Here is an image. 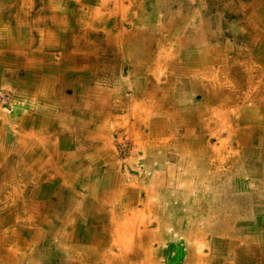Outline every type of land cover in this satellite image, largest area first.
<instances>
[{
	"label": "rangeland",
	"instance_id": "1",
	"mask_svg": "<svg viewBox=\"0 0 264 264\" xmlns=\"http://www.w3.org/2000/svg\"><path fill=\"white\" fill-rule=\"evenodd\" d=\"M1 1V3L9 4L7 6L0 5V9H2L1 13L3 11L8 14L12 12V14L15 15L14 8L21 5L20 0ZM31 1H34L35 5L39 4L41 6L38 0ZM91 1L89 5L94 6L96 4V6L101 8L100 12L103 14V17H98L96 19L97 39H101L100 34L104 31L102 20H108V22L114 23L112 33L115 35L122 29L127 31L132 28V30L140 28L139 24L144 15L151 19V23H149V25L143 20L145 25L142 26V29L147 31L142 33L148 34L143 35V37L149 39L151 43H153L152 41L157 42V40H160L158 34V19L160 18V20L163 21L168 10L182 11V15L187 18V27L181 23L180 27L171 28L172 32L170 35L165 40H162L160 47H158L161 49V52H158V54L162 56L180 55L181 52H187L189 50H186L189 48L188 41H190L188 37L189 35L194 37L196 34L195 32L205 34L198 37L197 41L205 40L208 45H215L216 47L218 45L220 48L224 49V55H235L232 50L226 46L228 44L235 45L239 41L242 44L247 42L250 38L249 36H253L252 32H255L256 24H264V4L262 5L263 7L261 6L260 8L262 12H256V3H251V0H134L136 4L132 2L133 0H123L124 10H120L118 13L113 14V0H105V6L102 7L98 4L100 0ZM65 2L66 0H52L53 4H57L56 7L60 9L58 10L60 12H62V10L71 11V7L78 9L73 12H62V19L71 20L73 26L72 31L76 32L80 24V16L86 17L89 13L87 11L88 7L84 6L87 5V2L80 1L81 4L79 5V3L75 1H68L66 4L67 6L63 5ZM47 3V5L50 4V2ZM20 7L26 10L24 5ZM26 8H28L26 15L29 19L32 14L38 17L39 11L37 6L35 8H29V4H27ZM151 9L153 13L150 12L151 14H149V10ZM250 9L252 13H250ZM152 16H154V20ZM6 19L7 21L9 20L8 15ZM193 24L194 26H192ZM202 24L204 25L203 28L201 27ZM154 25H156V27H152ZM200 28L202 29L197 31V29ZM180 30H187L188 35L181 34L179 32ZM203 30H206V32H203ZM31 33H34V31L32 30ZM182 35H186L187 38L178 39L183 43H177L178 41L175 38H180ZM30 37L32 38V40H30V48L35 47V45H37V38H33L32 34H30ZM26 40L29 39H25V41ZM172 42L175 43V47L173 46V48L171 46L173 44ZM185 43L188 45H184ZM233 51L235 53L234 49ZM246 53L247 52L241 54L246 55ZM213 54L215 55V52L211 53V55ZM108 56V58H111V55ZM172 59V64L175 65L176 61L174 58ZM106 62L109 63L110 60L107 59ZM228 62L232 65L231 62H233V60H228ZM235 63L238 64V62ZM109 65L114 67L115 64L114 62H110ZM181 66L182 62L179 66H176L177 68L175 67L177 71ZM117 67L121 68V73L119 72V74L108 76L105 75L106 73L101 75L98 72L91 73L89 76L87 71L89 67H86L84 69L86 71L85 76L89 81L98 82L102 86H107L109 88L113 85L111 80L114 82L121 81L123 84V93L126 98H129L133 88L132 84H130V78L134 77V74L138 72L136 68L139 66L137 64L135 66V64L130 61H122L117 64ZM214 67L215 69H220L217 65ZM166 68L165 65H162L156 68L158 69L156 70L157 76L150 73L147 76L153 82L171 84L170 78L168 77L169 74H166L167 76L164 74ZM233 68L236 67L233 66L231 69ZM168 69L170 68L168 67ZM245 74L246 76H241L238 79V85H236V87H231L237 90L236 94H238L239 97L234 101L230 99V102L228 101L229 105L224 107L227 113L231 114L233 125L240 126L241 130L245 129V126H247L244 123H251L252 126L256 128L258 126V124L255 125L253 117L247 116L249 110L253 112L252 109L255 107L250 104L253 102L249 100L247 96L249 91L248 72H245ZM232 75L233 74L228 76L231 80L230 84L226 83L228 86H230L234 78H236H233ZM179 78L181 79L176 80ZM183 78V76H172L171 80H173L174 83L175 81L181 83L184 82ZM254 79L253 83H258V81L256 82ZM257 79L260 81L262 78L257 76ZM12 82V80H6L0 83V93H5L10 99V104L8 102L9 105L0 106V117L3 118L18 116L22 114V111L34 110L36 107H28L31 106V100L24 99V97L22 98L20 94L18 95L15 90V88L18 89V86ZM224 89L227 90L226 88ZM69 92L70 91H68V93ZM222 94L223 96L227 95V91L222 92ZM146 99H149V97ZM116 100L115 94L109 95L108 105L114 101L118 103ZM256 106L260 108L256 111V117L261 118L264 122V116H260L264 115L261 114L263 109L259 104ZM152 108L153 107L150 106L141 108L142 115H148L150 112L149 116H151L149 118L156 119L159 115L157 114L155 117L157 110L155 114L152 115ZM145 109H148V111L146 112ZM109 111L112 116L113 110L110 108ZM161 113H163V111ZM238 115L241 116L240 119ZM111 118H109V115L107 116V120H111ZM166 118H168V116H166ZM125 119L126 117L122 120ZM113 123L117 126H114L112 130L109 127H105L108 128L106 129L108 133L106 135L107 139L104 137L100 139L97 138V140L100 141H102L103 138L105 141L108 140V143L104 145L97 144V147L100 146L103 148L102 152L104 153V159L100 161L101 163H98L101 165L97 164V169L99 171H103L105 168L108 169L111 176L116 178L115 189H123L126 191V189L128 190L129 188H139L140 194L138 202L140 203H137L131 209H127L122 206L120 207L117 200L114 201V203L111 199L113 202V204H111L109 198H107L109 202L103 201V212H100L101 214L99 215L95 214V218L97 217L96 220L90 221L87 219L86 221L82 220V217L75 219L76 226L79 227L82 232L86 234L87 232H93V235L96 234V238L100 236L101 238L99 239L103 240L101 245L93 244L95 245L92 248L93 251L89 253L90 255L86 254L84 257L83 254L78 255V253L74 251L67 250V246H70L72 243L70 241L68 244H62L63 248H57L55 244L57 243V239H59L58 234L67 233V230L65 232L63 231L68 228L63 226V220L69 222L75 221L71 220V217L74 215L72 212H80L81 215L82 210V215H86L88 212L84 213V209H89L88 206L91 205L95 210L94 207L96 202L89 197H80V192H76L75 195L72 197L70 195V198H67V195H62L68 193L69 190L66 189L65 192L63 191V193L60 194V198L58 197L59 193L58 195L55 193L56 195H50L49 200H46V204L42 205L40 203L42 209L39 208V210L42 211L39 212L37 210L38 217H36V220L30 222L24 220L26 219L27 213L22 209V201L28 199V196L24 197V195L28 194L30 188L27 187L24 194L18 193L17 195L9 196L8 190L13 187V183L15 182L12 181L13 183H11L8 177L5 176L4 183L0 182V213L8 209L9 212L13 213L12 216L20 218L16 220H4V225L0 228V235L10 239H18L22 241V244L24 246L26 245L27 248L25 249L23 245L24 248H22L21 244L12 243L13 241L0 246V264H64L66 261L69 262V257L71 260L70 262H74L76 261L74 258L79 256L82 257V262L87 261L89 262L88 264H127V261H131L133 264H147V262H152L153 264H185V261L188 264H194L193 262H196L197 255L200 254L199 252L203 255L207 254V256L212 259L229 258L227 250L225 252H216V250L214 251L213 248H210L208 242L205 240L206 234L208 233L216 235L218 240L221 239L219 237L227 239L225 242H228V239L232 238L238 247L251 245L256 249L258 248V250H264L263 247H259L260 238H264L262 234L264 231V217L259 221L253 220L256 208L263 207L264 209V176L256 175L260 173L259 171L261 169L264 171V142L262 133L259 134L254 132L250 135L243 132L244 135H240L238 141L230 140L227 142V132L221 127H216V125L207 127L206 123L193 122L191 123L192 127L190 126L189 128L190 134L184 137L182 136L184 128L182 126H176L173 123L172 129H170L171 133L163 135H154L153 133L150 134L149 137L148 134H143L141 135V140L139 134H142L143 131L148 132V129H146L144 125L140 127L141 124H138V126L136 125L135 127V131H130L127 129V125L123 124L120 119L114 120ZM9 131L12 132L10 129ZM148 138L151 141L150 146H146ZM134 139L136 142L137 140H141L142 142L137 146ZM6 142L5 140L4 144ZM184 143H186V147L189 146L190 148L191 146V148L188 150H186L187 148L183 149ZM7 145L6 147L9 146ZM9 158L8 155L0 158V175L4 174L1 170L4 168V164L8 169L9 162H7V160H9ZM5 159L6 162L1 161ZM84 170L92 171L94 168ZM12 174L14 180L22 178L23 181L24 178L26 179L25 172H21L19 177L15 175V172H12ZM23 183L30 182L25 180ZM92 183V186L99 188L98 182L96 183V181H93ZM80 184L81 186L83 184V186L87 187L91 182L90 179H83ZM112 185L114 184L112 183ZM19 188L21 187L19 186ZM77 190L80 191L79 189ZM6 195L8 196L7 199H5ZM91 195L93 198L94 195ZM92 201L95 204L92 203ZM98 202L100 201L98 200ZM146 203H149L151 211H146V207H144ZM140 209H143L144 212H140ZM231 210L236 214L238 212L241 218H245L240 220L237 217L227 216L231 213ZM132 212H136V214ZM258 212L260 213L261 209H258ZM97 213L99 212L97 211ZM64 214L65 218H62ZM68 215L70 218H68ZM99 218L101 220H97ZM110 218H113L115 222L113 226L109 223ZM250 218L252 220H247ZM141 220H144L143 223H139ZM42 221H45V223H42ZM130 221L133 222V226L137 223L140 229L143 224L146 223L148 226L147 229H151L152 231L158 230V242H155L150 248V250L152 249L151 252L153 255L151 260H144L145 253L139 251L143 249L149 250V248L144 245L141 246L140 249L137 247V239H139V237H137L136 231V235L134 234V238L132 237L133 241H136L132 248L137 250H125L126 262L118 256V254L123 253L124 248L121 252L119 248L121 247L120 238L118 237L116 242L112 239L113 237H110V234L112 231L119 234H126ZM91 223L94 225L92 229L88 227ZM7 225L8 227H6ZM57 226H59V228H57ZM234 230L237 231L238 234H235ZM33 231L38 233L37 238H34ZM46 231H48L47 236L44 235ZM11 233L13 235H9ZM49 235L50 239L47 242L46 240L49 238ZM31 239L32 242L30 241ZM253 240H257L258 242H252ZM84 244L87 246L85 241ZM88 244L92 246L89 240ZM77 245L84 246L82 243H78ZM31 250L33 251L27 255V251ZM94 251L95 255L93 254ZM47 254L50 255L47 256ZM30 256L35 257L37 263L31 262L33 259H30ZM101 257H106V259L114 257L115 259L105 263Z\"/></svg>",
	"mask_w": 264,
	"mask_h": 264
},
{
	"label": "crops",
	"instance_id": "2",
	"mask_svg": "<svg viewBox=\"0 0 264 264\" xmlns=\"http://www.w3.org/2000/svg\"><path fill=\"white\" fill-rule=\"evenodd\" d=\"M38 1L41 6L39 4L35 5L34 1L31 0H20L21 5L14 8L15 15H13L12 12L8 14L3 11L1 13L2 9H0V83L6 80H12V83L18 86V89L15 88L17 94H20L24 99L31 100V106L28 107L34 108L36 106L34 110H24L22 114L18 116H11L8 118L0 117V147L5 148V150H0L2 154H6L10 157L9 160H7V162H9V170H6L15 172V175L18 177L21 172H25L26 179L24 178L23 181L28 180L30 182L23 183L22 178L16 180L12 179V181L15 182L13 183L10 180L13 186H26L29 187L30 190L45 188L46 196L40 200L42 205L46 204V200H49L50 195H58L59 193L58 197L60 198V194L63 193V188L66 185L73 190L79 189L81 181L79 185H77L72 179L77 176L79 171H83L84 169L94 168V170L88 171L93 174L92 177H86L85 179H90L91 183L93 181H96V183L98 182V186H101L103 189L99 192L100 194L107 193V188L112 186L110 181L114 184V179L116 180V178L111 176L107 168L103 171L97 169V164L101 163L100 161L104 159V153L102 152L103 148L100 146L97 147V144L104 145L108 143V140H104V138L107 139L106 135L108 134L106 131L108 128L105 127H109L112 130L114 126H117L113 123L114 120L120 119L123 124L127 125V129L135 131L136 126L132 128L131 124H135L137 121L142 122L143 119L141 120L140 118L146 115H142L141 108L150 106L153 107V114H155L156 110L157 112L163 111L162 114L164 116H170L175 125L186 121L187 117H191V115L192 123H198L200 121L208 124V118L210 119L211 117L212 119V115H214L213 110H222V105H219L218 101L208 103L205 99L206 96L210 95L208 90L209 81L208 85H200L196 88L191 85L192 73H183L176 69V66H179L182 62L181 67L185 66L192 70L187 63L188 60L199 58L197 55H204V59L206 58L208 61H214L213 59H215V57L218 59L220 57L222 60H233L231 64L236 68H233L234 70L230 74H239L236 78L233 77L236 83L241 76H246L244 69L239 67V64L241 63L242 65V61H249L251 71L248 72V81L250 80L251 83L254 78V81H258V83L248 84L249 91L247 94L249 100L253 102L250 104L255 107L253 109L254 114H252V116H254V122L257 123L258 119L255 118H259L256 117V111L259 108L256 106L257 104L263 109L261 114H264V24H256L255 32H252L253 36H249L250 38L247 42L242 44L239 41L235 45L228 44L226 46L229 47L235 55H224V49L220 48L218 45L217 47L215 45H208L205 40L197 41L195 36L192 37L189 35V50L187 49V52H181L180 55L162 56L158 54V52H161V49L158 48L160 47L161 40H157V42L152 41L153 44L149 39L143 37V35L148 34L142 33L147 31L142 29V26L145 25L142 19L139 24L140 28L134 30H132L133 28L127 31L122 29L113 35L111 28L110 35L106 38L108 40L107 42L97 39L96 21L91 17L90 13H88L86 17L80 16V24L77 31L74 32L72 31L73 26L71 20L62 19V12H73L78 9L71 7V11L62 10V12H60L58 11L60 9L56 7L57 4H53L52 0ZM68 1H75L79 3V5L81 4L80 1L85 2V0H66L63 5H66ZM1 2L0 0V5H9ZM47 2H50V4L47 5ZM90 3L91 2H87V5H84L88 7V12L92 9V6L89 5ZM27 4H29V8L38 7V17L34 14L30 16V19L27 17ZM23 5L26 10L20 7ZM261 6L262 4L255 5V11L262 12L260 10ZM52 11H54L56 15L51 14ZM150 12L153 13V10H149V14H151ZM179 12L180 11H178V13ZM7 15L9 18L8 21L6 19ZM183 17L182 24L187 27V18H185V16ZM152 18L154 20V16H152ZM147 21V24L151 23V21ZM158 23L159 27L165 24L164 20L161 21L160 18L158 19ZM192 26H194V24ZM203 26L202 24L201 27L203 28ZM152 27H156V25ZM171 28L175 27L172 26ZM32 30L34 33H31ZM86 31H88L90 35ZM30 34H32L33 38H37V45L31 48L30 40H32V38ZM118 34L120 35L118 36ZM25 39L29 40L25 41ZM174 42H172V48L173 46L175 47ZM179 42L181 43V41ZM202 47L205 49L202 50ZM214 50L215 53H217L216 55L213 54L215 57L211 55ZM245 52H247L246 55L241 54ZM108 55H111V58H108ZM172 58L176 61L175 65L172 64ZM107 59H109L110 62H114V67L109 65L110 62H106ZM118 61H130L134 63L135 66L136 64L139 66L136 68L138 70V72L135 73L136 75L134 74V77L130 78V84H132L133 88L129 98H126L123 93V84L121 81L114 82L110 79L113 85L109 88L107 86H102L98 82L89 81L85 76L86 71L84 69L86 67H89L87 70L89 76L94 72H98L101 75L106 73L105 75L107 76L119 74V72L121 73V68L117 67ZM235 62H238V64ZM161 63L167 67L164 74H169L168 77L170 78L171 84L153 82L147 76L149 73L157 76L156 70L158 69L156 68L162 66ZM216 63L217 67L220 68L216 69L217 73L221 74L223 72V64L220 61ZM212 64H215V62H212ZM209 66L210 64L204 67L207 71L204 69V71H201L199 74H194L196 76L195 78L197 79L198 75H200L201 80H206ZM168 67L170 69H168ZM181 67H179L178 70ZM172 76H183L184 82L178 83V81H175L174 83L173 80H171ZM257 76H263V78L259 81ZM180 79L181 78L176 80ZM229 88V92H231L230 99L234 101L239 97L238 94H236L237 90L231 87ZM67 90L70 92L68 93ZM226 91L228 92V90L224 89L223 85L221 89H219V92ZM113 94H115L118 103L114 101L108 105L109 95ZM221 95L222 98L225 99V96L220 93V96ZM147 97H149V99H146ZM222 101L223 100H221V102ZM177 107L181 110V117L176 115L177 110L175 108ZM110 108L113 110L112 116L109 113ZM133 112L139 113L140 116L136 118ZM218 114L222 115L221 112ZM108 115L109 118L112 117L111 120H107ZM260 116L262 117L264 115ZM125 117L126 119L122 120ZM240 117L241 116L238 115L239 119ZM202 118H204V120ZM175 121L177 123H175ZM189 128L190 125L188 126V129ZM9 129L12 130V132L9 131ZM187 134H190V130ZM102 137H104L102 141L97 140V138L100 139ZM4 139L7 141L5 144H8V147L4 144ZM134 142L136 144L135 139ZM136 145L138 146V144ZM1 170L5 173V169ZM259 172L260 173L256 175L264 176V171H262V169ZM66 181H69V183H65ZM134 188L137 189V187ZM62 195L64 196V194ZM26 196L27 195H24V197ZM89 198L92 200L91 196H89ZM108 198L110 203L113 204L111 201V193ZM258 209H261L260 213ZM230 212L231 213L227 216L237 217L240 220L245 218H241L238 212L237 214L232 210ZM72 213L74 215L71 217V220L81 218L80 212ZM12 214L13 213L4 220H16L20 218H16V216L14 217ZM263 217V207L256 208L253 220L259 221ZM62 218H65V214ZM68 218H70L69 215ZM247 220L252 219L250 218ZM63 222H65V220H63ZM234 233L238 234L235 230ZM262 234L264 236V231ZM9 235L13 234L11 233ZM44 235L47 236L48 231H46ZM76 236H79V233L74 235V237ZM49 239L50 235L46 241L48 242ZM215 239H218L216 235L212 233L206 234L205 240L208 242L211 249L216 245L222 247L219 250H224L226 248L224 246L226 245L225 241H227V239L222 237L219 244ZM85 240L87 241V247H85V249H87L89 247L88 239ZM30 241L32 242V239ZM252 242L258 241L253 240ZM260 245L264 248V239L261 240ZM93 246L95 245L92 244L91 248H93ZM32 251L33 250L27 251V255ZM49 255L50 254H47V256ZM31 258L33 259L31 262L37 263L35 257L30 256V259ZM68 260H70V257ZM66 263L71 264L70 261L64 262V264ZM72 264L75 263L72 262Z\"/></svg>",
	"mask_w": 264,
	"mask_h": 264
},
{
	"label": "bare ground",
	"instance_id": "3",
	"mask_svg": "<svg viewBox=\"0 0 264 264\" xmlns=\"http://www.w3.org/2000/svg\"><path fill=\"white\" fill-rule=\"evenodd\" d=\"M86 2H92L91 0H85ZM112 1V0H111ZM123 0H113L112 3H113V11H112V14L113 13H118L120 10L123 11L124 10V5H123ZM261 1V2H259ZM251 0V3H256V6L257 5H260V4H264V0ZM134 2V0L132 1ZM136 4V2H134ZM99 6H105V0H100L98 2ZM239 4V3H238ZM144 5V4H143ZM237 5V4H236ZM236 7V6H235ZM100 7L96 6V4L94 6H92V9L91 11L89 12L91 17L96 21V19L98 17H103V14L100 12ZM238 9V8H236ZM249 9V8H248ZM239 10V9H238ZM237 10V11H238ZM111 11V10H110ZM248 11V10H247ZM245 12V11H244ZM250 13H252V10H250ZM51 14L53 15H56V13L54 11L51 12ZM107 14V13H106ZM105 14V15H106ZM104 15V16H105ZM109 15V14H108ZM254 16V15H253ZM251 17V16H250ZM164 22L165 24H162L160 25L159 29H158V34H159V39L162 41V40H165L168 35L172 32V30L170 29L172 26L173 27H180L181 23H182V20H183V16L181 14V11L178 13L177 10H168V12L166 13V16L164 17ZM142 20H145V23L146 21L148 20L149 22L151 21L150 18H148L147 16H142ZM246 20V19H245ZM248 20V19H247ZM103 21V24H104V31L102 32V34H100V38L101 40H104V41H107L108 40L106 39L109 35H110V29L114 26V23L113 22H110L108 23V20L105 21V20H102ZM101 21V23H102ZM147 21V22H148ZM175 25V26H174ZM173 29V28H172ZM202 28L200 29H197V31H200ZM85 32V31H84ZM88 32V31H86ZM181 34H186L188 35V31L187 30H180L179 31ZM203 32H206V30ZM196 34L194 35L196 39H198V37H200L201 35H205L204 33L200 34L199 32H195ZM88 34L90 35V33L88 32ZM137 34V33H136ZM120 34H118L119 36ZM186 35H182L180 36V38L176 37L177 38V43H179V40L178 39H186L187 36ZM204 39V38H203ZM183 43V42H181ZM184 45H188L187 43H185ZM189 49V48H187ZM186 49V50H187ZM205 49L204 47H202V50ZM215 52V50L213 51V53ZM217 53H215L216 55ZM191 55V54H190ZM197 55V54H196ZM199 58L197 59H193V60H188V65H189V68L191 67L192 70L186 68L185 66L181 67L178 71H181V72H185V73H192V77H191V85L195 86L196 88H198L200 85H204L206 86V84L208 85V81H209V92H210V95L206 96L205 99L208 103H211L212 101L216 102L218 101L219 105H222V110L220 109H214V115H212V119L210 118V120L208 119V124H207V127L211 126V125H216V127H221L222 129L225 130V132H227V135H228V139H227V142L230 141V140H233V141H238L239 140V137L240 135H244L243 132H246V134H250L252 135V133H259L261 134L262 133V137H263V142H264V122L261 118H255V119H258L257 123L258 126L257 128L252 126L251 123H244L246 128L245 129H242L240 128V126H234L233 123H232V119H231V114L230 113H227V110L224 109V107L228 106L229 103L228 101L230 102V93L229 92V88H228V85L226 83H229L231 82L230 78L228 77L229 75H231L230 73L233 72L234 69H231L232 68V65H230V63L228 62L227 59H223L219 57V59L217 57H215V59H213L214 61L212 60H207L206 58L204 59V55H197ZM186 57H187V54H186ZM220 61L222 64H223V72L221 74L217 73L216 72V69L214 67V65L216 66L217 63ZM212 62H215V64H212ZM210 66L208 67L209 70H208V74L206 76V80H201V76L198 75L197 79L195 78L196 76L194 74H199L201 71H204V69L206 70V68H204L205 66L209 65ZM161 65H163V63H161ZM203 67V69H202ZM239 67H242L244 69V72H250L251 71V67H250V64H249V61H242V65L240 64ZM207 71V70H206ZM206 74V73H205ZM239 74H235V75H232L233 77H237ZM221 76V78H220ZM203 77V76H202ZM261 78H263V76H259ZM190 83V82H189ZM251 83H253V80L251 81ZM250 83V80H249V83L248 84H251ZM233 84V85H232ZM229 87H236L237 83L233 80V83H232ZM224 86V88H226L228 90L227 92V95H225V99L222 98V95L220 96V93L222 94V92H219V89H221V86ZM219 87V89H218ZM199 92V91H198ZM197 92V93H198ZM204 94V93H203ZM201 95V94H200ZM202 99V98H201ZM221 100H223L221 102ZM227 100V101H226ZM204 102V101H203ZM200 105V104H199ZM203 105V104H201ZM224 105V107H223ZM194 106V105H193ZM187 107V106H186ZM185 108V107H184ZM200 108V107H199ZM177 111H176V115H178L179 117H181V110L179 107L175 108ZM196 109V108H195ZM201 109V108H200ZM199 110V109H197ZM203 110V109H202ZM231 110V108H230ZM253 110V109H252ZM148 110H146L147 112ZM194 112V110H193ZM222 115H219L218 113H220ZM192 113V112H191ZM150 114V112H149ZM146 115L145 117L142 116V118H140L141 120L143 119V121H137V123L135 124H131L132 128L134 126H138V124L140 125V127L142 125L145 126L146 129H148V132H144L141 134H139V138H141V135L143 134H148V137L150 136V134H153L154 135H163V134H168V133H171V130L172 127H173V120L170 116H168V118H166V116H164L161 112H156L155 114V117L157 116V114L159 115L158 117H156V119H152L150 120V116ZM151 114L153 115V112L151 110ZM253 112L249 110V112L247 113V116H251V118L253 117L254 119V116H252ZM133 115L137 118L140 116L139 113H136V112H133ZM195 115V114H194ZM246 115V114H245ZM185 118V116H184ZM196 118V117H195ZM200 118V117H198ZM207 118V117H206ZM205 118V119H206ZM204 120V118H202ZM150 120V121H149ZM181 120V119H179ZM185 120V119H184ZM195 120V119H193ZM148 121V122H147ZM206 121V120H205ZM181 122V121H180ZM198 122V121H197ZM207 122V121H206ZM175 123H177L175 121ZM191 123H192V115L191 117H187V120L182 122V123H178L176 125L178 126H182L184 128V132L182 133V136H186L187 135V132L189 131L188 129V126L190 125L191 126ZM198 123H202V122H198ZM243 124V125H244ZM204 125V124H203ZM238 125V124H237ZM205 126V125H204ZM192 127V126H191ZM214 128V127H213ZM182 129V128H181ZM197 129V128H196ZM199 129V128H198ZM218 129V128H216ZM212 130V129H211ZM210 130V131H211ZM178 131V130H177ZM198 132V131H197ZM224 134V133H223ZM177 135V134H176ZM203 135V134H202ZM222 136V135H221ZM224 136V135H223ZM195 137V136H194ZM193 137V138H194ZM178 138V137H177ZM176 138V139H177ZM201 138V137H200ZM203 138V137H202ZM175 139V140H176ZM142 140V138H141ZM141 140H137L136 144H139L141 143L142 141ZM181 140V139H180ZM146 141V140H145ZM195 141V140H194ZM207 141V140H206ZM173 142V141H172ZM175 142V141H174ZM186 142V141H185ZM236 143V142H235ZM241 143V142H240ZM151 144V141L148 140L146 141V146H150ZM191 144V143H190ZM188 144V145H190ZM194 144V143H193ZM229 144V143H228ZM143 145V144H142ZM164 145V144H163ZM172 145V144H171ZM184 147L183 149H190L189 146L186 147V143L183 144ZM182 145V146H183ZM201 145V144H200ZM237 145V144H236ZM144 146V145H143ZM170 146V145H169ZM181 146V147H182ZM243 146V145H241ZM163 147V146H162ZM204 147V146H203ZM164 148V147H163ZM201 148V147H200ZM0 149H3L5 150L4 147H0ZM173 149H174V146H173ZM235 149V148H234ZM182 150V149H181ZM229 150V149H227ZM237 150V149H236ZM180 151V150H179ZM191 151V150H189ZM7 155L6 154H2V151L0 150V158L1 157H6ZM2 162H6V159L5 160H1ZM3 169H7L6 168V165H4V168ZM9 170V169H8ZM68 175V174H67ZM93 174H91L90 172L86 171V170H83V171H79L77 173V176L72 179L73 182H75V184L79 185V182L82 181L83 179H85L86 177L87 178H90L92 177ZM156 175V174H155ZM5 176L8 177L9 180L12 181L13 179V174L12 172L10 171H5L4 174L0 175V182L1 183H4V178ZM159 177V176H158ZM66 178L68 179V177L66 176ZM116 180L114 179V185H112L110 188H107V193L106 194H99V192H101L103 189L101 188V186H99V188H97L96 186H92L93 183H91L90 185H88L87 187L85 186H79V189L80 191L78 190H73L71 188H69L67 185L63 188V191L65 192L66 189H70L68 191V193H66L64 196L67 195V198H70V195L71 197L73 195H75L76 192H80V197H89L93 194V200L96 202V205H95V210L93 209V207L91 205L88 206L89 209H84V213L88 212L86 215H82V210H81V217H82V220H96L95 218V214L96 215H99L101 214L100 212H103V208H104V204H103V201H106V202H109V200L107 199L109 194L111 193V196H112V200L113 202L114 201H118V204L120 205V207H124V208H127V209H131L133 208L134 205H136L137 203H140L138 202L139 201V188H129L128 190L126 189L123 190V189H115V183ZM65 183H69V181L65 182ZM110 183L112 184L113 182L110 181ZM2 185V184H1ZM5 185V184H4ZM12 187V186H11ZM27 187L26 186H23L21 188L19 187H12V188H9L8 190V195L9 196H13V195H17L18 193H23L26 191ZM45 189V188H44ZM44 189H38V188H35V189H29L30 192L27 194L28 196V200H23L22 201V209L23 211H25V213H27L26 215V219L24 220H28L30 222H32L33 220H36V217H38L37 215V212L39 211H42V210H39L40 207V200L42 198H45V191ZM4 190V189H3ZM44 190V191H43ZM2 191V190H1ZM71 193V194H70ZM88 193H90V195H88ZM145 193V192H144ZM83 195H88V196H83ZM125 196V197H124ZM7 195L5 196V199H7ZM141 198V197H140ZM101 199V200H100ZM98 200L100 202H98ZM108 200V201H107ZM141 200V199H140ZM146 201V200H145ZM143 202V201H142ZM150 202V201H149ZM92 203H94L92 201ZM115 203V202H114ZM95 204V203H94ZM152 204V203H151ZM141 205V204H140ZM94 206V205H93ZM146 207V211H151L150 209V205L149 203H146L145 206ZM136 208V207H135ZM42 209V208H41ZM38 210V211H37ZM109 210V209H108ZM97 211L99 213H97ZM140 212H144L143 209H140L139 210ZM83 213V214H84ZM132 213H135L136 212H132ZM11 214V212L8 211V209L4 210L2 213H0V228L4 225V219L5 217H8L9 215ZM104 219V218H103ZM7 220V219H6ZM9 220V219H8ZM40 220H43V219H40ZM39 220V221H40ZM97 220H101L100 218L97 219ZM144 220H141L139 223H143ZM76 221H65L63 222V226H66L68 228L64 229L63 231L65 232L66 230V234L64 233H60L58 234L59 236V239H57V243L55 244L57 248H60L62 246V244L64 245V243L66 242H72L70 244V246H67V250L68 251H74L75 253H78V255L80 254H83L84 257L85 255H90L89 253L92 252V248L91 246L89 245V247L87 249H85V247H87L85 244H84V241L85 243L87 242L85 239H88L90 240V242L92 244H96V245H101L102 241L100 236H98L96 238V234L93 235V232L90 233V232H87L84 233L82 232L79 227H77L76 225H73L75 224ZM42 223H45V221H42ZM110 225H114V220L113 218H110V221H109ZM80 226V225H79ZM93 224L91 223L88 227L90 229L93 228ZM8 227V225L6 226ZM147 224L144 223L142 228L140 229L139 228V225H136L133 226V222L130 221V223H128V227H127V233H122V234H119L117 232H114L112 231L111 234H110V237L115 240L117 242V239L118 237L120 238V243H121V247L120 248V251L122 252L123 251V248H124V251L123 253L121 254H118V256H120L122 258V260H125L126 262V254H125V250L127 251H132V250H137L135 248H132L133 247V244L136 242V241H133V238H134V234L136 235V232H137V237H139V239H137V244L140 249L141 246H145V247H148L149 250H146V249H143V250H139L140 252H143L145 253V257H144V260H151L153 258V255H152V252L150 250V248L152 247V245L156 242H158V230H155V231H152L151 229H147ZM57 228H59V226H57ZM84 229V228H83ZM5 230V229H4ZM89 230V229H88ZM7 231V230H6ZM92 231V230H91ZM136 231V232H135ZM97 232V231H96ZM76 233H79V236H76L74 237V235ZM142 233V234H141ZM33 234H34V238H37L38 237V233L36 231H33ZM0 246L2 245H6L8 242H12V243H18V244H21V246L23 245L22 241L18 240V239H10V238H6V237H2V235H0ZM104 237H105V234H104ZM133 237V238H132ZM33 238V239H34ZM220 238V237H219ZM20 239V238H19ZM264 238H260V244H261V240H263ZM36 240V239H35ZM101 240V241H100ZM216 240V239H215ZM220 241L222 240V237L221 239H219ZM218 239L216 240L219 244V241ZM80 244L82 243L84 246H78L77 244ZM68 244V243H67ZM66 244V245H67ZM259 244V247H262V245L260 246ZM24 246V245H23ZM22 246V248L26 247L27 246L25 245L24 247ZM226 247L224 250H220V248L222 247H219V246H216L214 245L213 246V249L214 251L216 250V252H225L226 250L228 251L227 252V255L229 256L226 257V258H215V259H212L210 257L207 256V254L203 255L201 254V252H199L200 254L197 255V260L196 262H193L194 264H202V263H206V264H264V250H258V248L256 249L255 247L253 246H249V245H244V247H238L234 240L232 238L228 239V242H226V245L224 246ZM247 248V249H245ZM61 251V250H59ZM191 252V251H190ZM93 254L95 255V251L93 252ZM93 257V255H92ZM102 260L105 261V263L109 262V261H113L115 258L114 257H111V259H106V257H101ZM188 259V258H187ZM74 263H77V264H81L82 262V257H75L74 258ZM71 261V260H69ZM231 262V263H229ZM72 263V262H71ZM89 262H82V264H88ZM130 263V264H133L131 263V261H127V264ZM116 264V263H114ZM147 264H153L152 262H147ZM185 264H188L186 261H185Z\"/></svg>",
	"mask_w": 264,
	"mask_h": 264
},
{
	"label": "built area",
	"instance_id": "4",
	"mask_svg": "<svg viewBox=\"0 0 264 264\" xmlns=\"http://www.w3.org/2000/svg\"><path fill=\"white\" fill-rule=\"evenodd\" d=\"M8 102L10 104L9 97L5 93H0V106H7Z\"/></svg>",
	"mask_w": 264,
	"mask_h": 264
}]
</instances>
